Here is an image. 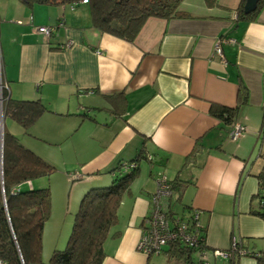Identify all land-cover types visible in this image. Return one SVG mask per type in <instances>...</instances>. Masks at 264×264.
Segmentation results:
<instances>
[{"label": "crops", "instance_id": "obj_1", "mask_svg": "<svg viewBox=\"0 0 264 264\" xmlns=\"http://www.w3.org/2000/svg\"><path fill=\"white\" fill-rule=\"evenodd\" d=\"M209 1L184 0L182 16L150 18L129 43L94 28L88 4L0 0L5 98L41 101L49 110L28 130L10 117L3 126L55 169L22 185L51 189L52 218L66 223L53 252L63 249L85 195L111 186L118 167L139 158L140 174L120 205L103 264L197 259L196 252L188 257L170 247L159 257L137 251L159 174L174 186L173 213L201 212L210 264L221 261L214 251L227 252L234 239L264 252V222L252 214L264 169V8L256 21H242V0ZM56 25L63 27L49 41L37 33ZM223 38L226 65L213 56ZM240 82L250 97L238 123L248 131L234 142L230 126L210 111L213 104L236 108ZM238 263L257 264L251 257Z\"/></svg>", "mask_w": 264, "mask_h": 264}, {"label": "trees", "instance_id": "obj_2", "mask_svg": "<svg viewBox=\"0 0 264 264\" xmlns=\"http://www.w3.org/2000/svg\"><path fill=\"white\" fill-rule=\"evenodd\" d=\"M21 1L29 5L40 3L72 6L82 0ZM183 2L184 0H89L88 6L94 28L103 34L134 43L150 18L171 20L182 16L180 6ZM207 2L210 4L209 0ZM245 3L246 0L241 1L237 19L256 21L264 8V0H260L257 11L249 15L244 14ZM238 92L236 108H225L215 104L211 107V115L217 117L224 125L231 126L238 122L241 110L249 105L250 95L242 82ZM4 102L5 119L12 118L25 130L30 129L49 111L41 101H14L7 96ZM3 139L4 180L3 184L0 180V260L7 264H103L106 259L104 244L112 237L111 230L119 223L120 205L123 199L130 195L131 186L140 174V158L133 162L137 164V168L129 172L124 166H119L111 186L96 188L85 195L74 217L66 249L54 251L49 263H44L43 232L53 213L51 189L46 187L24 190L22 185L39 178L50 177L55 169L33 151L26 149L18 138L5 130ZM257 177L260 184V192L257 195L258 208L252 214L258 215L264 222V169ZM238 248L240 251L244 249L248 251L250 255L246 257L253 258L257 264H264V252L249 251L241 243ZM171 252L180 255L186 253L188 257L195 253L178 245H171ZM241 258L243 257L240 252H237L228 260L229 264H239Z\"/></svg>", "mask_w": 264, "mask_h": 264}, {"label": "built area", "instance_id": "obj_3", "mask_svg": "<svg viewBox=\"0 0 264 264\" xmlns=\"http://www.w3.org/2000/svg\"><path fill=\"white\" fill-rule=\"evenodd\" d=\"M88 3L89 0H82L79 3H74L72 6L75 7L79 4L87 5ZM61 27L63 26H40L37 33H40L47 41H49L51 36ZM226 41V38L217 41L213 55L223 65L227 64L225 56L223 55V43ZM228 42L232 41L228 40ZM71 45L72 42H69L64 47L70 48ZM5 92H10V89L4 81L3 65L1 64L0 58V120L2 123L5 119ZM230 129V139L234 142H238V140L248 131V128L244 127L240 122L231 125ZM151 160L152 158L150 157V161ZM135 168H137L136 163H130V165L125 166V170L128 172ZM76 178L78 179L79 176H76L75 179ZM155 181L157 183V188L155 194L151 197L152 210L145 219L144 232L138 241L137 251L145 256L159 257V255H162L171 245H178L198 254V257L193 264H210L207 261L205 254L201 252L207 247L205 234L206 228H204L201 221V212L196 209H188L181 213H173L170 205V201L174 197L173 184L167 180L163 174H159ZM238 245L239 242L234 239L231 248L227 252L214 251L215 258L230 260L237 252H240L242 257L250 255L245 249L240 251ZM0 264L7 263L0 260Z\"/></svg>", "mask_w": 264, "mask_h": 264}, {"label": "rangeland", "instance_id": "obj_4", "mask_svg": "<svg viewBox=\"0 0 264 264\" xmlns=\"http://www.w3.org/2000/svg\"><path fill=\"white\" fill-rule=\"evenodd\" d=\"M6 121H7V119H4V124ZM4 129H5V127H4ZM39 179H42V178H39ZM39 179H36L35 181H38ZM23 189H26V187L23 186ZM52 207H53V198H52ZM52 215H53V213H52ZM52 215H51V218L47 221V224L45 226L46 230H45V234H44L45 235L44 236V238H45L44 247H46V249H47L48 248L47 246L49 245V247H51V250L48 252L47 255H44V254L42 255V259H43L44 263H49L50 257L53 254V250L55 248L54 242L56 241L58 236H60L59 233L61 234L62 229H63V227L61 228V226H63V224L66 225V223L64 222V220H62V218L59 219L58 224H55V221H54L55 219L52 218ZM72 227H71V225L69 226V231H68L69 236H68L67 240L65 241V244L63 245L64 246L63 249L61 248L60 250L66 249V247H67L66 244H67V242L71 236ZM66 237H67V235H66ZM60 250H57V251H60ZM43 253H44V251H43ZM222 260L223 259H221V261L218 264H229L228 260H223V261Z\"/></svg>", "mask_w": 264, "mask_h": 264}, {"label": "water", "instance_id": "obj_5", "mask_svg": "<svg viewBox=\"0 0 264 264\" xmlns=\"http://www.w3.org/2000/svg\"><path fill=\"white\" fill-rule=\"evenodd\" d=\"M259 1L260 0H246V3L244 5L245 6L244 7V14L249 15V14L255 13L258 9ZM3 135H4V126L0 120V139H1V142H0V180H1L2 184H3V180H4V175H3L4 139H3Z\"/></svg>", "mask_w": 264, "mask_h": 264}, {"label": "clouds", "instance_id": "obj_6", "mask_svg": "<svg viewBox=\"0 0 264 264\" xmlns=\"http://www.w3.org/2000/svg\"><path fill=\"white\" fill-rule=\"evenodd\" d=\"M4 122V121H3Z\"/></svg>", "mask_w": 264, "mask_h": 264}]
</instances>
